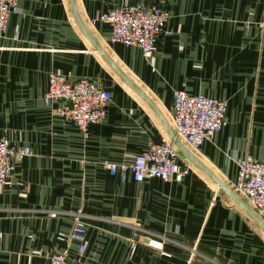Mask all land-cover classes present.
Returning a JSON list of instances; mask_svg holds the SVG:
<instances>
[{
  "label": "crops",
  "instance_id": "obj_1",
  "mask_svg": "<svg viewBox=\"0 0 264 264\" xmlns=\"http://www.w3.org/2000/svg\"><path fill=\"white\" fill-rule=\"evenodd\" d=\"M93 39L145 93L130 88L80 30L69 0H18L0 35V137L28 144L0 184V264H48L68 245L74 264H264V230L216 181L191 166L180 180L122 178L101 165L129 162L169 136L173 90L222 99L225 124L193 155L235 191L236 158L264 160V0H73ZM129 4L162 7L149 60L112 43L97 14ZM51 72L110 91L105 116L83 134L45 104ZM173 130V129H172ZM86 223L82 254L58 240L73 213ZM256 212V211H255ZM260 216V215H259ZM264 221V220H263Z\"/></svg>",
  "mask_w": 264,
  "mask_h": 264
},
{
  "label": "built area",
  "instance_id": "obj_2",
  "mask_svg": "<svg viewBox=\"0 0 264 264\" xmlns=\"http://www.w3.org/2000/svg\"><path fill=\"white\" fill-rule=\"evenodd\" d=\"M18 9V0H0V35L6 30L9 15ZM167 14L156 5L139 7L124 4L117 8L97 14L90 23L103 22L110 25L109 40L126 47L134 46L141 50L149 60L155 50L159 33L171 35L165 28ZM110 91L97 81L51 72L43 93L45 104L57 103L55 111L65 119L71 120L77 128L87 134L91 123L101 120L106 113ZM172 129L175 135L189 148H197L210 140L226 121L227 104L224 100L204 94H191L183 88L173 90ZM179 149L173 140L163 134L158 141H151L147 147L135 154L129 162H114L106 158L101 165L111 174L119 173L126 177L130 170L132 178L142 181L156 176L163 181L180 180L191 168L189 164L178 161ZM32 153L28 144H16L0 137V184L9 181L14 161L21 160ZM235 191L244 196L256 213L264 220V160L253 158L250 154L236 158ZM70 231L56 234L58 240H67L76 245L78 255L86 244V223L81 213L74 212ZM48 264H74L69 247L53 249L48 255Z\"/></svg>",
  "mask_w": 264,
  "mask_h": 264
},
{
  "label": "water",
  "instance_id": "obj_3",
  "mask_svg": "<svg viewBox=\"0 0 264 264\" xmlns=\"http://www.w3.org/2000/svg\"><path fill=\"white\" fill-rule=\"evenodd\" d=\"M71 4V8L73 10V14L75 20L84 34V36L91 42V44L99 50V52L104 56V58L109 62L115 72L120 76V78L134 91H136L140 96H142L145 100L151 103L150 99L145 95V93L127 76V74L119 68V66L111 59V57L105 52L104 49L93 39L90 32L86 28L85 24L81 20L79 14L77 13L76 7L74 5L73 0H69ZM167 131L169 137L173 140L177 148L185 154L195 165H197L201 170H203L207 175H209L214 181H216L224 190L236 201L238 202L249 214L256 220V222L261 226L264 230V221L263 219L246 203H244L241 198L235 194L231 189H229L217 176L213 174L212 171L209 170L207 166H205L199 159H197L193 153L180 141V139L175 135L173 130L166 124Z\"/></svg>",
  "mask_w": 264,
  "mask_h": 264
}]
</instances>
